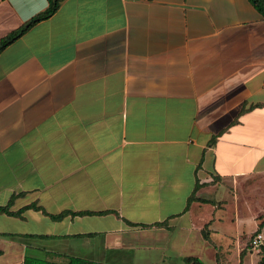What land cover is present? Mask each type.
Returning a JSON list of instances; mask_svg holds the SVG:
<instances>
[{
    "label": "crops",
    "instance_id": "crops-1",
    "mask_svg": "<svg viewBox=\"0 0 264 264\" xmlns=\"http://www.w3.org/2000/svg\"><path fill=\"white\" fill-rule=\"evenodd\" d=\"M47 6L0 0V43ZM259 188L264 19L249 0H64L1 51L0 206L68 213L0 214L20 264L239 255Z\"/></svg>",
    "mask_w": 264,
    "mask_h": 264
},
{
    "label": "trees",
    "instance_id": "trees-1",
    "mask_svg": "<svg viewBox=\"0 0 264 264\" xmlns=\"http://www.w3.org/2000/svg\"><path fill=\"white\" fill-rule=\"evenodd\" d=\"M63 1L64 0H48L47 9L44 12L34 16L31 20H29L27 23H25L18 31L7 36L0 43V53L5 47H7L10 43H12L14 40L19 38L20 36H22L31 27H33L34 25H36L37 23H39L41 21L49 19L53 14H55V12L57 11V9L59 8L60 4ZM249 2L253 5V7L256 9V11L264 19V0H249ZM242 112H244V110H242L241 113ZM15 197L16 196H12L5 206H0V214H4V215L9 216V217L21 218V214L25 210H34V211H41L44 215L48 216L53 221H60L68 215V213H62V214L57 215V216L49 215L45 211H43L41 208L37 207L34 204H31L29 206H25V207L15 211V212H12V211H10V208L13 205V201H14ZM192 199L193 198L191 196V198H189L188 203H190L192 201ZM70 215L71 216H76V215L83 216V215H88V214L87 213H78V214L70 213ZM263 226H264V221H262L259 224L258 230H257L256 234L254 235V237L259 233V231L263 228ZM16 236L22 237L20 235H14V237H16ZM85 236H88V235H85ZM203 237L205 240H208V236H206V234H204ZM251 248H252V246H251ZM260 252L264 253V246L260 247ZM0 255H1V252H0ZM65 257H66V260H64V261L61 260L62 262H54V261H50L47 259H40L37 257H31L28 255H25L23 258L22 264H107V263L91 261V260L80 258V257H72V256H65ZM184 262L186 264H203L199 259L191 258V257L185 258ZM257 264H264V254L260 257Z\"/></svg>",
    "mask_w": 264,
    "mask_h": 264
},
{
    "label": "rangeland",
    "instance_id": "rangeland-1",
    "mask_svg": "<svg viewBox=\"0 0 264 264\" xmlns=\"http://www.w3.org/2000/svg\"><path fill=\"white\" fill-rule=\"evenodd\" d=\"M254 184H255V180H254ZM256 186V185H255ZM256 190V189H255ZM254 198L251 199V203H250V208H252L253 210V213L254 212H258L260 211L261 209L264 210V189L262 188H259L257 189L255 192H254ZM248 208V209H250ZM261 220L264 221V215L263 217H261ZM261 221V222H262ZM259 227V225H258ZM257 230L252 233L250 235V237L248 238H244V239H241V240H235L234 242H239L240 246H243L245 252L244 253H240L239 255H232L230 254L229 252L227 253L226 256L224 255H216L215 256V262L213 260V258L211 257V254L208 250H206V253L200 255L201 258H199V260L203 263V264H257L260 257L264 254L262 252H260V247L263 246L264 244V237H263V241H262V244L261 246L258 248V252H255V250H253L251 248V241H252V238L254 237V235L256 234ZM260 232V231H259ZM259 234V233H258ZM262 234V233H260ZM13 241H15V243H23V244H26V243H29V242H32V241H27V240H17L16 238H13L12 239ZM242 243V244H241ZM244 244V245H243ZM7 245H9L8 243L4 242V240H0V252H1V255H0V264H20V259L22 257V253H21V250H19L18 248L16 247H11V249L9 248H6ZM27 245V244H26ZM6 246V247H5ZM20 247V246H19ZM21 248H23L21 246ZM5 251V253H4ZM27 254L25 255H29V256H33V257H38L40 259H50V260H54V261H60L56 258V256H47V258H45L43 255L41 254H35L31 251H26ZM248 253V259L245 260L246 258V254ZM80 255V254H79ZM78 257V256H77ZM172 264H186V263H179L178 261H174Z\"/></svg>",
    "mask_w": 264,
    "mask_h": 264
},
{
    "label": "built area",
    "instance_id": "built-area-1",
    "mask_svg": "<svg viewBox=\"0 0 264 264\" xmlns=\"http://www.w3.org/2000/svg\"><path fill=\"white\" fill-rule=\"evenodd\" d=\"M263 241V235L257 234L251 241V246L253 250H258V248L261 246Z\"/></svg>",
    "mask_w": 264,
    "mask_h": 264
}]
</instances>
